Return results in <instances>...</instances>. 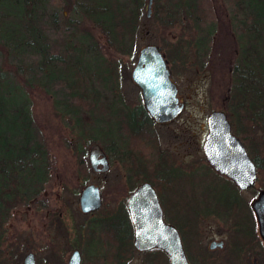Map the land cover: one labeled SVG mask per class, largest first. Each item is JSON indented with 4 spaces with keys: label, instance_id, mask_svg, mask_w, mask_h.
<instances>
[{
    "label": "trees",
    "instance_id": "obj_1",
    "mask_svg": "<svg viewBox=\"0 0 264 264\" xmlns=\"http://www.w3.org/2000/svg\"><path fill=\"white\" fill-rule=\"evenodd\" d=\"M146 4L147 0H0V241L10 200L16 197L26 204L47 179L50 156L32 128L34 95L51 100L52 113L72 123L78 134L76 170L86 174L82 133L91 126L83 114L97 124L95 112H145L141 104L128 108L113 94V71L122 57L133 56L143 22L171 27L190 21L191 45L201 60L208 58L218 22L219 32L232 43L231 73L237 86L232 87L233 110L239 112L238 75L244 67L260 76L264 112V0H151L149 17ZM188 46L178 38L157 48L174 67L184 65ZM219 108L224 110L222 104ZM96 127L107 152L112 130ZM132 133L137 139L141 136ZM149 139L155 150L156 141ZM0 264H13L1 250Z\"/></svg>",
    "mask_w": 264,
    "mask_h": 264
},
{
    "label": "flooded vegetation",
    "instance_id": "obj_2",
    "mask_svg": "<svg viewBox=\"0 0 264 264\" xmlns=\"http://www.w3.org/2000/svg\"><path fill=\"white\" fill-rule=\"evenodd\" d=\"M165 62L176 97L184 106L172 79L177 68ZM234 70L233 65L228 68L222 101L224 110L215 111H222L230 135L238 140L253 166L251 185L239 190L229 177L214 171L203 155L206 118L212 111L205 117V136L200 146L192 134L191 145L185 144L184 149L195 154L189 162H179L173 152L159 146L160 130L175 124L183 112L165 123L154 122L146 111L95 112V123L112 130L113 141L108 145L111 149L106 152L103 144L102 147L98 145L106 156L108 170L118 164L122 171L112 175L111 188L106 194L109 198L103 193L102 183H86L88 174H78L83 184L69 190L71 200H64L72 208L73 215L69 217L67 213V221L55 218L56 222L50 225V230L64 240L61 246L63 251L65 249L64 264H68L73 252L79 256V264H170L163 249L138 251L133 246V227L127 206L131 196L144 186L155 195L163 223L175 230L187 264H264V243L251 208L257 196L264 192V112L258 89L260 76L256 72L248 73L244 67L239 70L242 92L238 100L239 112H235L231 104L232 87H237L232 79ZM131 84L140 98L138 87ZM117 85L116 80L115 98L121 100ZM140 104L142 106L141 98ZM136 131L141 135L139 140L132 133ZM149 137L156 141L155 150ZM199 149L201 155L197 156ZM108 170L104 173L90 171L103 177ZM88 185L98 189L100 204L96 210L82 213L79 197ZM50 242L54 249L48 253V261L61 249L53 238Z\"/></svg>",
    "mask_w": 264,
    "mask_h": 264
},
{
    "label": "rangeland",
    "instance_id": "obj_3",
    "mask_svg": "<svg viewBox=\"0 0 264 264\" xmlns=\"http://www.w3.org/2000/svg\"><path fill=\"white\" fill-rule=\"evenodd\" d=\"M193 29L192 23L184 20L171 27H163L154 21L143 22L136 37L133 56L131 58L122 57L118 62L119 68L113 71L117 79V86H119L117 89L119 97L128 108H133L140 104V98L139 92L130 82L129 73L135 63L138 50L144 45L166 46L178 38H183L189 43L184 65L181 66L177 63L175 76L172 77L178 88V96L184 103L183 113L175 124L160 130L159 146L173 152L179 162L192 160L195 154L184 149L185 144L190 146L192 143L190 135H193V139L200 146L205 136L203 126L206 115L211 111L221 110L219 107L220 104H223L228 68L232 67L229 62L233 56L232 43L230 38H224L223 33L219 32L218 22L206 60L199 59L191 45L194 36ZM103 55L107 56V53L103 52ZM197 63L202 64V67H199ZM113 94L116 96L114 91ZM33 101L32 128L34 135L47 148L50 156L47 179L37 192V196L26 204L18 201L19 199L16 197L7 204L8 210L3 226L4 234L0 241V250L13 264H22L24 256L28 253L33 255L34 264H64L65 249L63 251L61 248L64 240L62 236L50 230V225L52 221H55V218L67 221V213H70L69 217L73 215L72 208H69L64 200L65 198L71 200L69 190L77 189L83 184L76 170L74 142L77 140L78 134L72 127V123L65 117L52 113L51 100H44L39 95H34ZM82 119L91 126L89 130L83 128L82 133L84 141H86L83 149L84 160L87 164L86 156L89 146L97 144L102 147V141L100 137L96 136L97 124H92L86 114H83ZM173 135L175 136L173 137ZM92 137H94L93 140L90 139ZM200 155L199 149L197 156ZM87 167L86 183H102L105 195L111 188L112 175L122 171L118 164H113L110 166L108 174L102 177L93 175L88 164ZM106 198L109 196L106 195ZM51 238L61 249L58 248L60 252H56L58 257L53 255L48 261V253L54 249L49 244Z\"/></svg>",
    "mask_w": 264,
    "mask_h": 264
},
{
    "label": "water",
    "instance_id": "obj_4",
    "mask_svg": "<svg viewBox=\"0 0 264 264\" xmlns=\"http://www.w3.org/2000/svg\"><path fill=\"white\" fill-rule=\"evenodd\" d=\"M151 0H147L146 16L149 17ZM130 80L140 91L143 109L156 123L174 119L184 106L176 97L175 86L169 80L164 54L154 45H144L137 53L130 72ZM207 134L202 146L203 155L214 171L229 177L239 190L248 188L254 177V169L237 139L229 133V126L222 111H212L206 118ZM87 162L94 173L108 170L106 156L97 144L87 150ZM98 189L86 186L79 197L82 213L99 207ZM259 235L264 243V192L251 205ZM127 211L133 227V246L138 251L160 248L167 254L170 264H187L175 230L164 224L157 200L147 187H141L130 198ZM22 264H34L28 253ZM68 264H79L77 252L70 255Z\"/></svg>",
    "mask_w": 264,
    "mask_h": 264
}]
</instances>
